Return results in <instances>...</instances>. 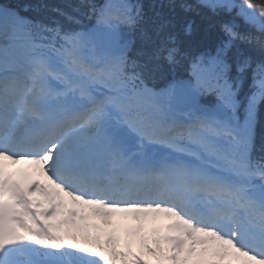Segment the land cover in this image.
<instances>
[{"label":"snow or ice","instance_id":"snow-or-ice-1","mask_svg":"<svg viewBox=\"0 0 264 264\" xmlns=\"http://www.w3.org/2000/svg\"><path fill=\"white\" fill-rule=\"evenodd\" d=\"M258 129L264 0L0 2V264H264Z\"/></svg>","mask_w":264,"mask_h":264},{"label":"trees","instance_id":"trees-1","mask_svg":"<svg viewBox=\"0 0 264 264\" xmlns=\"http://www.w3.org/2000/svg\"><path fill=\"white\" fill-rule=\"evenodd\" d=\"M2 3H18L19 0H0ZM56 3H63L65 0H54ZM264 133V129H258V135ZM258 145H259V140H258Z\"/></svg>","mask_w":264,"mask_h":264}]
</instances>
